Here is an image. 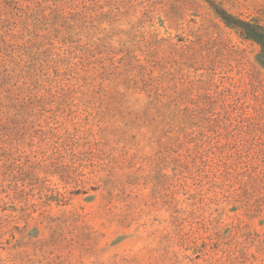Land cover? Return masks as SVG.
<instances>
[{"label":"rangeland","instance_id":"obj_1","mask_svg":"<svg viewBox=\"0 0 264 264\" xmlns=\"http://www.w3.org/2000/svg\"><path fill=\"white\" fill-rule=\"evenodd\" d=\"M264 0H0V264H264Z\"/></svg>","mask_w":264,"mask_h":264},{"label":"trees","instance_id":"obj_2","mask_svg":"<svg viewBox=\"0 0 264 264\" xmlns=\"http://www.w3.org/2000/svg\"><path fill=\"white\" fill-rule=\"evenodd\" d=\"M232 26L236 27L245 38L251 39L261 44L263 49L262 53L264 54V32L260 31V29H257L256 26H253L252 24L245 21H238V24L236 23ZM261 63L264 64V58L261 59Z\"/></svg>","mask_w":264,"mask_h":264}]
</instances>
